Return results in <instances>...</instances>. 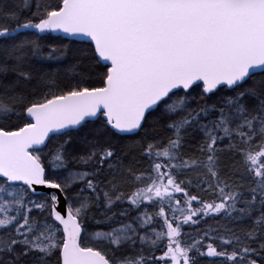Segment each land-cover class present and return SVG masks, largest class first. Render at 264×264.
I'll return each mask as SVG.
<instances>
[{"label": "snow or ice", "instance_id": "obj_1", "mask_svg": "<svg viewBox=\"0 0 264 264\" xmlns=\"http://www.w3.org/2000/svg\"><path fill=\"white\" fill-rule=\"evenodd\" d=\"M0 264H264V0H0Z\"/></svg>", "mask_w": 264, "mask_h": 264}, {"label": "trees", "instance_id": "obj_2", "mask_svg": "<svg viewBox=\"0 0 264 264\" xmlns=\"http://www.w3.org/2000/svg\"><path fill=\"white\" fill-rule=\"evenodd\" d=\"M146 168H147V164L146 163L142 164L141 169L143 170V169H146ZM191 194H193V195H199L201 198H203L205 200H210L212 198L209 193H205V192L192 191ZM177 195H181V194H177ZM197 206L198 205L196 204V202H194L193 203V207H197ZM131 215L132 216H135V215H137V213L132 212ZM125 222H127V221H125ZM221 223H224V222L221 221ZM209 225L215 227L216 226V223H215L214 220H212L211 218H209L207 224H204L203 221H202L200 225H195V226H191V227L185 225L183 227V232L187 233L190 236H196L198 234V232L204 230ZM157 230H159V231L162 230L159 225H157ZM185 238H187V236ZM156 254L157 255H160L161 253L160 252H157Z\"/></svg>", "mask_w": 264, "mask_h": 264}, {"label": "flooded vegetation", "instance_id": "obj_3", "mask_svg": "<svg viewBox=\"0 0 264 264\" xmlns=\"http://www.w3.org/2000/svg\"><path fill=\"white\" fill-rule=\"evenodd\" d=\"M125 207H127V206H125ZM125 222V221H124Z\"/></svg>", "mask_w": 264, "mask_h": 264}, {"label": "rangeland", "instance_id": "obj_4", "mask_svg": "<svg viewBox=\"0 0 264 264\" xmlns=\"http://www.w3.org/2000/svg\"><path fill=\"white\" fill-rule=\"evenodd\" d=\"M157 231H159V230H157Z\"/></svg>", "mask_w": 264, "mask_h": 264}]
</instances>
